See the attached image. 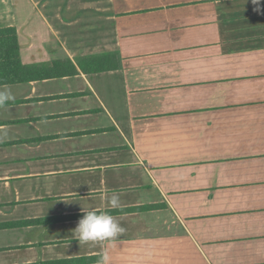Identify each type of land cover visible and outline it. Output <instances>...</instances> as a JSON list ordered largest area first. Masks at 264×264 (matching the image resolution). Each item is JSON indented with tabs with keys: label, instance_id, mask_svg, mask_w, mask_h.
<instances>
[{
	"label": "crops",
	"instance_id": "1",
	"mask_svg": "<svg viewBox=\"0 0 264 264\" xmlns=\"http://www.w3.org/2000/svg\"><path fill=\"white\" fill-rule=\"evenodd\" d=\"M0 0L25 65L117 53L118 70L8 85L0 264H109L163 217L208 264H264V0ZM78 67V66H77ZM3 86H0L2 88ZM118 194L121 206L107 199ZM114 243L71 238L81 208Z\"/></svg>",
	"mask_w": 264,
	"mask_h": 264
},
{
	"label": "trees",
	"instance_id": "2",
	"mask_svg": "<svg viewBox=\"0 0 264 264\" xmlns=\"http://www.w3.org/2000/svg\"><path fill=\"white\" fill-rule=\"evenodd\" d=\"M77 66L69 58L54 59L50 63L25 65L20 57V44L15 27H0V86L26 84L46 79L63 78L79 74H98L118 70L120 67L117 53H104L77 59ZM79 68V70H78ZM157 208L133 207L107 211L111 215L133 212H146Z\"/></svg>",
	"mask_w": 264,
	"mask_h": 264
},
{
	"label": "rangeland",
	"instance_id": "3",
	"mask_svg": "<svg viewBox=\"0 0 264 264\" xmlns=\"http://www.w3.org/2000/svg\"><path fill=\"white\" fill-rule=\"evenodd\" d=\"M139 222L140 235L118 255V264H208L181 230L163 217Z\"/></svg>",
	"mask_w": 264,
	"mask_h": 264
},
{
	"label": "clouds",
	"instance_id": "4",
	"mask_svg": "<svg viewBox=\"0 0 264 264\" xmlns=\"http://www.w3.org/2000/svg\"><path fill=\"white\" fill-rule=\"evenodd\" d=\"M256 7L255 12L260 13L259 7L261 0H251ZM14 96L8 86L0 88V107L12 101ZM107 205L111 209H118L121 206L118 194H112L107 199ZM83 213L75 229L71 231V238L78 241L79 245L87 243H114L124 232L125 229L117 219L107 211H97L95 208H81ZM110 257L107 250L98 255L96 264H109Z\"/></svg>",
	"mask_w": 264,
	"mask_h": 264
}]
</instances>
